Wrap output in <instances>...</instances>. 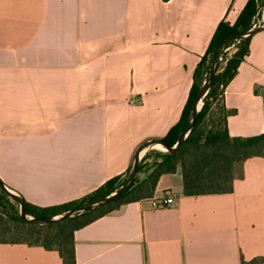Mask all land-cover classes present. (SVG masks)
<instances>
[{
  "label": "crops",
  "instance_id": "crops-1",
  "mask_svg": "<svg viewBox=\"0 0 264 264\" xmlns=\"http://www.w3.org/2000/svg\"><path fill=\"white\" fill-rule=\"evenodd\" d=\"M247 1L0 0V180L44 207L123 176L138 147L178 121L217 25ZM223 103L230 136L264 132V28L249 35ZM164 194L174 203L153 208ZM73 242L75 264H264V153L241 162L229 192L185 195L179 169L162 174L151 197ZM0 264L64 263L0 242Z\"/></svg>",
  "mask_w": 264,
  "mask_h": 264
},
{
  "label": "trees",
  "instance_id": "trees-1",
  "mask_svg": "<svg viewBox=\"0 0 264 264\" xmlns=\"http://www.w3.org/2000/svg\"><path fill=\"white\" fill-rule=\"evenodd\" d=\"M263 2L264 0H248L233 24L222 21L217 25L205 54L194 70L193 84L181 116L162 138L168 146L176 143L190 122L191 107L201 82L207 80L215 46L218 45L215 52L217 58L225 38L233 34H238L239 38L228 43L227 46L233 45L232 52H224V62L217 63L194 124L173 152L146 151L138 166L137 176L122 194L111 201L54 222L23 220L18 202L0 188V242L41 246L46 250L56 251L64 264H75L74 231L124 203L151 197L162 174L173 173L179 169L182 176V193L185 195L231 191L232 182L237 177L233 175V164L264 153V132L248 137L228 134L226 119L231 110L223 103L226 85L249 52V35L243 34L248 31L257 6ZM151 155L153 160L147 164ZM129 171L128 168L123 176L109 178L81 199L62 204L41 207L30 204L22 196L20 198L28 216L34 219L50 218L118 190ZM141 172L145 173V176L139 178L138 173ZM255 262L256 260H253L250 264Z\"/></svg>",
  "mask_w": 264,
  "mask_h": 264
},
{
  "label": "water",
  "instance_id": "water-1",
  "mask_svg": "<svg viewBox=\"0 0 264 264\" xmlns=\"http://www.w3.org/2000/svg\"><path fill=\"white\" fill-rule=\"evenodd\" d=\"M262 28H264V27H258L256 29L250 30V31L247 32V35H250V34H252L254 32H257V31L261 30ZM238 38H239L238 34H233V35H230L227 38H225L223 40L222 49L227 47L229 42H231L233 40H236ZM217 48H218V45L215 46V48H214V54H213V56L211 58V61H210V69H209L207 80L203 81L202 85L200 86V88L198 90V93L196 95L195 101L192 104L190 122H189L187 128L181 132V134L179 135L176 143L173 146H168L167 144H165V142L162 139H150V140H147L140 147H138V149L136 150V152L134 154V159H133V163H132V166L130 168V171H129L124 183L120 186V188L118 190L113 191L110 194H108V195H106L104 197H101L99 199H96V200L87 202V203H85L83 205L71 208V209L67 210L63 214H59V215H56V216H53V217H50V218H43V219L35 218L34 219L33 217L28 216L26 214L25 210H24V203H23L22 199L20 198V196L17 193H15L14 191L8 189L4 185V183L0 180V188L3 189L5 192H7L14 200H16L18 202L21 218L23 220H34V221L39 222V223L54 222V221H58L60 219L69 218V217L73 216L74 214L83 212V211H85L87 209H91V208H94V207H96V206H98L100 204H103V203H106L108 201H111L114 198H116L117 196H119L120 194H122L125 190H127L129 188V186L131 185V183L133 182V180L135 179V177L137 175V169H138V166L140 164V161H141V158H142V155H143V154H141L143 149H146L147 147H153L154 145L158 144V145H162L166 149V151L173 152L176 149V147L188 135L190 129L192 128V126L194 124V121H195V118L197 116V113H198V111L201 108V105L203 103L202 99H203L204 95L206 94L209 82H210V80L212 78L213 72H214L215 67L217 65V61H216V58H215V52H216ZM199 103H200V105H199Z\"/></svg>",
  "mask_w": 264,
  "mask_h": 264
},
{
  "label": "built area",
  "instance_id": "built-area-1",
  "mask_svg": "<svg viewBox=\"0 0 264 264\" xmlns=\"http://www.w3.org/2000/svg\"><path fill=\"white\" fill-rule=\"evenodd\" d=\"M258 27H264V2L259 4L256 9V13L252 18L251 24L249 26L248 31L256 29ZM247 31V32H248ZM247 32L243 34V36H247ZM233 45H229L222 49V51L218 54L216 61L217 63H223L224 62V52L229 51ZM205 81V79L203 80ZM174 197L170 195H162L158 199H153L151 202V206L153 208H164L172 205L174 203Z\"/></svg>",
  "mask_w": 264,
  "mask_h": 264
},
{
  "label": "rangeland",
  "instance_id": "rangeland-1",
  "mask_svg": "<svg viewBox=\"0 0 264 264\" xmlns=\"http://www.w3.org/2000/svg\"><path fill=\"white\" fill-rule=\"evenodd\" d=\"M232 50H233V47L229 50L230 52H232ZM202 83H203V81L201 82V84H200V86L202 85ZM148 150H150L151 152H153L154 150H159V151H166V149L162 146V145H160V146H156V145H154L151 149H148ZM147 150V151H148ZM152 160H153V155H151L150 157H149V159L147 160V164H150L151 162H152ZM240 165H241V162H237V163H234L233 164V175L234 176H238V175H240ZM137 176V175H136ZM139 176H142V175H139ZM15 207V209L17 208L16 206H14ZM9 208V207H8Z\"/></svg>",
  "mask_w": 264,
  "mask_h": 264
},
{
  "label": "bare ground",
  "instance_id": "bare-ground-1",
  "mask_svg": "<svg viewBox=\"0 0 264 264\" xmlns=\"http://www.w3.org/2000/svg\"><path fill=\"white\" fill-rule=\"evenodd\" d=\"M200 103H201V102H200ZM200 103H199V105H200ZM156 146L158 147V146H160V145L157 144Z\"/></svg>",
  "mask_w": 264,
  "mask_h": 264
}]
</instances>
